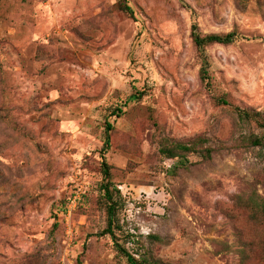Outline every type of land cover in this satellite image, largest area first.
Returning a JSON list of instances; mask_svg holds the SVG:
<instances>
[{
  "label": "rangeland",
  "instance_id": "obj_1",
  "mask_svg": "<svg viewBox=\"0 0 264 264\" xmlns=\"http://www.w3.org/2000/svg\"><path fill=\"white\" fill-rule=\"evenodd\" d=\"M263 39L264 0H0V264H264Z\"/></svg>",
  "mask_w": 264,
  "mask_h": 264
},
{
  "label": "trees",
  "instance_id": "obj_2",
  "mask_svg": "<svg viewBox=\"0 0 264 264\" xmlns=\"http://www.w3.org/2000/svg\"><path fill=\"white\" fill-rule=\"evenodd\" d=\"M123 9L126 11L132 13V9L130 6L125 4L123 6ZM195 26H193L192 30V39L197 46L196 48L200 51H204V47L208 44L212 43H222V44H229L236 40V34L235 32H228V33H210V34H200L199 32L195 31ZM264 41V39H263ZM208 61L203 56V63L201 67V74L202 78H206L207 75V68ZM135 96H132L131 98H134ZM119 113L122 112L121 108H118ZM238 115L239 117L244 121H256L258 125L264 127V119L260 117V114L258 112L250 113L248 111L238 109ZM107 129L105 132V146L104 148L107 149L110 145V136H109V130L112 129L111 124L107 123ZM250 141L253 145H263L264 144V138L263 137H257L252 136L250 138ZM204 142H206V139L199 136L195 138L191 143H182V142H175L169 145H163L160 147V152L169 157V158H176V162L172 167V171L176 172V170L182 166L185 165V159L188 153H194V152H201L204 157H210L211 155V148L208 146H203ZM198 145L201 147L199 148ZM185 161V162H184ZM103 174H104V182L101 185V189L103 190V195L106 199V210H107V218H108V225L106 229L104 230L105 233H109L112 238L117 240L116 234L114 232L115 229V222H118L116 218L117 209H118V201L115 198V195L120 194V191L116 189V193L111 189V181L109 179L110 173H109V167L108 164L103 160ZM116 246L118 250L127 258V262L129 264H159L157 260H153L149 257L142 256L141 259H137L134 254L130 253L124 246H121L118 242H116Z\"/></svg>",
  "mask_w": 264,
  "mask_h": 264
}]
</instances>
